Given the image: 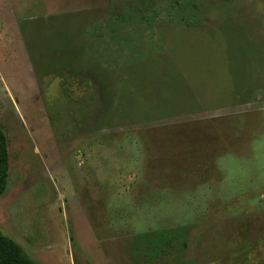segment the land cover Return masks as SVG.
<instances>
[{"label":"rangeland","instance_id":"1","mask_svg":"<svg viewBox=\"0 0 264 264\" xmlns=\"http://www.w3.org/2000/svg\"><path fill=\"white\" fill-rule=\"evenodd\" d=\"M0 129L36 264H264V0H0Z\"/></svg>","mask_w":264,"mask_h":264},{"label":"crops","instance_id":"2","mask_svg":"<svg viewBox=\"0 0 264 264\" xmlns=\"http://www.w3.org/2000/svg\"><path fill=\"white\" fill-rule=\"evenodd\" d=\"M175 243L176 241L174 240H161L159 243L156 244L153 242L143 241L142 244L137 247V250H135L136 256L134 255L130 256V264H137V261L138 264H172L171 262L167 263L165 258L170 259L171 254L172 253L174 254V252L177 254L179 260L185 258L188 255L190 257H193L195 256V254H200L201 256L207 254V253H203L202 248H196L197 245H195V243H189V242L185 243V241H179L177 244ZM135 246L137 245L135 244ZM150 246L151 247L158 246V249L152 255H147V251L145 248H148ZM172 247L173 248L178 247V249L173 250L171 249ZM137 254L138 256L145 255L144 258L146 260L139 259ZM200 255H197L196 258L200 257Z\"/></svg>","mask_w":264,"mask_h":264},{"label":"trees","instance_id":"3","mask_svg":"<svg viewBox=\"0 0 264 264\" xmlns=\"http://www.w3.org/2000/svg\"><path fill=\"white\" fill-rule=\"evenodd\" d=\"M10 173V160L4 133L0 129V197L4 194ZM0 264H36L12 240L0 234Z\"/></svg>","mask_w":264,"mask_h":264}]
</instances>
